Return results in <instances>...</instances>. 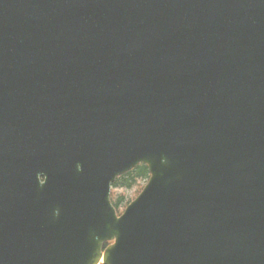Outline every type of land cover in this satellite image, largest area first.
I'll list each match as a JSON object with an SVG mask.
<instances>
[{"label": "water", "instance_id": "obj_1", "mask_svg": "<svg viewBox=\"0 0 264 264\" xmlns=\"http://www.w3.org/2000/svg\"><path fill=\"white\" fill-rule=\"evenodd\" d=\"M0 264H264V0H0Z\"/></svg>", "mask_w": 264, "mask_h": 264}, {"label": "trees", "instance_id": "obj_2", "mask_svg": "<svg viewBox=\"0 0 264 264\" xmlns=\"http://www.w3.org/2000/svg\"><path fill=\"white\" fill-rule=\"evenodd\" d=\"M150 177L149 169L146 165L141 164L136 167L133 171H130L126 173L124 176L119 177L115 184L113 185V194H112V202L113 205H115V208H117L118 212L120 213L121 210H125L129 203L136 199L138 195L141 193V191L144 189L145 185L148 183V179ZM142 181H145L144 184H142ZM135 196L128 197L127 194H120L117 193V189H134L137 188Z\"/></svg>", "mask_w": 264, "mask_h": 264}, {"label": "rangeland", "instance_id": "obj_3", "mask_svg": "<svg viewBox=\"0 0 264 264\" xmlns=\"http://www.w3.org/2000/svg\"><path fill=\"white\" fill-rule=\"evenodd\" d=\"M144 182L145 181H142V184H144ZM137 189H138V187L137 188H134V189H126V190H124V189H117L116 188V191H117V193H124V194H127V196L128 197H133V196H135V194H136V191H137Z\"/></svg>", "mask_w": 264, "mask_h": 264}]
</instances>
